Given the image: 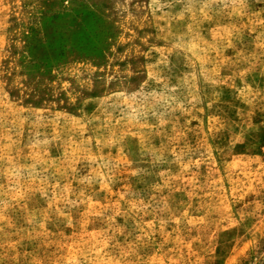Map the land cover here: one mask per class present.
<instances>
[{
  "label": "rangeland",
  "instance_id": "374dc122",
  "mask_svg": "<svg viewBox=\"0 0 264 264\" xmlns=\"http://www.w3.org/2000/svg\"><path fill=\"white\" fill-rule=\"evenodd\" d=\"M0 264H264V0H0Z\"/></svg>",
  "mask_w": 264,
  "mask_h": 264
}]
</instances>
